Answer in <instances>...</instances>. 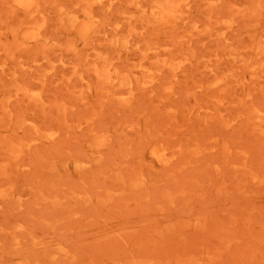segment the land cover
Listing matches in <instances>:
<instances>
[{
    "label": "rangeland",
    "instance_id": "374dc122",
    "mask_svg": "<svg viewBox=\"0 0 264 264\" xmlns=\"http://www.w3.org/2000/svg\"><path fill=\"white\" fill-rule=\"evenodd\" d=\"M0 264H264V0H0Z\"/></svg>",
    "mask_w": 264,
    "mask_h": 264
}]
</instances>
